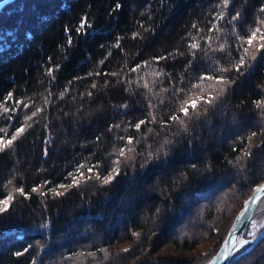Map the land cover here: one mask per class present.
<instances>
[{
    "label": "trees",
    "instance_id": "16d2710c",
    "mask_svg": "<svg viewBox=\"0 0 264 264\" xmlns=\"http://www.w3.org/2000/svg\"><path fill=\"white\" fill-rule=\"evenodd\" d=\"M262 6L264 0H230L227 7L221 0H16L1 9L0 128L7 139L22 124L31 127L0 152V197L14 195L0 214V264H201L209 258L264 178V108L256 106L264 100L262 54L251 48L245 59L252 67L224 74L234 82L207 114L193 115L183 127L161 121L178 106L174 88L187 90L210 67L238 62L237 37L246 38L257 18L264 19ZM220 12L224 18L217 20ZM82 19L89 26L77 33ZM188 33L198 38V49L189 48ZM161 56L167 58L153 59ZM137 64L138 71H129ZM16 100L29 108L12 111ZM36 108L42 111L26 121ZM150 111L155 123L137 130ZM129 136L135 152L125 162L118 150L129 147ZM165 137L171 143L161 151ZM149 152L153 159L141 167ZM118 158L120 175L103 184ZM97 162L101 179L87 171ZM82 163L85 181L54 196ZM21 187L27 198L15 193ZM204 238L205 250L188 251ZM231 264H264V238Z\"/></svg>",
    "mask_w": 264,
    "mask_h": 264
},
{
    "label": "snow or ice",
    "instance_id": "6c2138e0",
    "mask_svg": "<svg viewBox=\"0 0 264 264\" xmlns=\"http://www.w3.org/2000/svg\"><path fill=\"white\" fill-rule=\"evenodd\" d=\"M230 0H221V4L224 7H227L229 4ZM261 12H264V6L261 7ZM240 13H237L236 16L232 17V21H235L239 18ZM224 18V12H220L217 16L216 19L217 20H222ZM231 23V22H230ZM88 23L86 20L82 19L80 26L78 28H76V32L80 33L83 32L84 29H86L88 27ZM193 29H197V25L194 23L192 25ZM216 28V25L213 24L211 28L208 29V31H213ZM201 30L197 29V32L199 33ZM249 32L250 34L247 35L246 38L244 37H237V39H239L241 41V49L243 54L240 55L238 62H236L235 64H233L231 67L229 68H225V67H220L218 69H215V71L213 72L212 68H209L208 72H205L204 74H201L199 77H197V82L192 84L190 88H188L187 90H185L183 87L180 88H174L173 89V93L176 96V103H177V107L175 109V111L168 117L167 120L161 121V125L162 126H166L169 124V122L173 123V124H180L182 127L185 125V121L186 120H190L192 118L193 115L196 116H200V115H205L207 114V112L209 111V108L212 107L214 105V103L219 99L220 96H222L227 90L228 87L234 82L232 80H230L228 78L227 75H224L226 73H230L232 71H235V73L237 75H242V69L245 68V66L247 65V61L245 59V57L248 56L249 54V50L251 48L255 49V52L258 54H262L261 58L264 59V19H260L257 18V26L253 29V28H249ZM138 34L137 33H133V37L135 38ZM188 37L189 39L192 41L189 44V48L190 49H198L200 47V44L198 42V38L192 36L191 33H188ZM200 39H203V37H199ZM119 40L120 38H117L116 41V45H119ZM69 43H71V38L69 37ZM247 45V47H244V45ZM224 48V45L220 46V50L222 51ZM170 56L172 55L171 53L169 54ZM167 57H153L154 60H162V59H166ZM252 60L256 59V55H253L251 57ZM104 61H101L100 63H103ZM145 64H147L148 62H144ZM192 63V61H189V65ZM247 67H252V65H247ZM141 68L140 64H137L134 68L129 69V71L135 72L138 71ZM52 69H49V72H51ZM215 73H220L215 74ZM162 72H155L156 76H160L162 75ZM96 75H99V73H96ZM110 75H117V73H110ZM219 86V87H218ZM93 88L96 87L95 84L92 85ZM145 88H148V84L145 83L144 84ZM125 91H127V89H125ZM151 91V90H150ZM199 93V94H198ZM215 93V94H213ZM89 95H91V93H88ZM61 95H63V93H61ZM183 96V99H180V97ZM13 94L11 92H9L7 94V96L4 97V102L7 103L8 101L12 100ZM161 103H163V101H161ZM24 108H29V105L26 103H23L20 100H16L14 102L13 108L11 109L12 111H15L16 106L21 105ZM201 105H203L204 107L201 108ZM256 106L258 108H264V100H260V101H256ZM120 107L126 108L127 104L121 105ZM153 107H155L154 105H152L151 103H149V110H151ZM9 108L8 107H3V112L4 113H8L9 112ZM42 111L41 108H36L35 111H33L31 113V116H26L25 120H32L33 117H36L40 112ZM150 115V119H141L138 123H136L134 125V127L139 130L141 128L142 125H144L145 123H155L156 120V116L154 114L151 113V111L149 112ZM9 120L12 119L11 116L8 117ZM31 127L30 124H22L20 127H17L15 129V132L11 134L10 138H5L8 135L7 129L6 128H0V133H3V135H0V152L4 151L5 149L11 147L13 145V143L29 128ZM115 127H119V125H115ZM186 130V128L184 129ZM153 131L152 129H149V132ZM253 136L256 135L255 132L252 133ZM120 139H124V137H120ZM169 143H171V141L169 139H167V137L164 138L163 140V144L160 145V150L163 151L164 147L166 145H168ZM127 144L129 145V147H121L118 150V155L119 157H124L125 158V162L127 161L128 157L126 156V153H132L135 152V144L133 141V138L131 136H129L127 138ZM151 147V146H149ZM235 150V149H234ZM244 156L246 157H250L252 155V153L250 151H246L243 153ZM153 159V154L151 152L148 153V158L144 161V164L141 165V167H144L145 165H147L151 160ZM239 159V158H238ZM113 163L116 165V167L112 168L111 173L103 178L102 183L103 184H110L112 183L115 178L117 176L120 175L121 172V168H120V164H121V160L118 158L116 160L113 161ZM85 167V164H80L77 166V168L75 169V172H68V177L71 178L72 183L65 186L63 183L58 185V187L60 188H64L65 191H54L52 192V194L54 196H64L67 192L68 189L72 188V187H78L81 183H83L86 179L85 177V173L83 171H81L82 168ZM99 168V162H97L96 164H93L91 166L87 167V171L88 173H92L95 175L96 179H101L100 174L98 171H95V169ZM10 183V181H9ZM45 184L48 183V181L44 182ZM15 193H19L21 195H24L25 198H27V193L24 192V189L21 188H16ZM33 192H37L39 191L38 187H33L32 189ZM254 195L251 196L248 200H246L244 202V209L241 212V216H245L247 213H249L250 211H252L254 209V206L257 204L258 201L260 202H264V196L261 195V193H264V184L262 185H257L255 188L252 189ZM41 195H45V193L40 192ZM14 201V195L13 193H8L4 198L0 199V214L5 213L9 210V208L11 207L12 202ZM157 212H159V209L157 210ZM254 224H256L255 221H253ZM258 229H264V224H257L256 225ZM43 227H47V225H43ZM134 235H138L135 234ZM251 235L253 236V238L255 239L257 236H259L260 238H264V231H258V232H254L251 233ZM249 243V241L247 240H237L236 243L232 246V251H235L236 248L238 246H242V245H247ZM28 249H24V252H27ZM103 251V250H101ZM124 252L129 251V249L125 248L123 249ZM23 253L17 252L16 255L20 256ZM89 255H95V253H89ZM220 254H218L219 258ZM107 259V256L105 257Z\"/></svg>",
    "mask_w": 264,
    "mask_h": 264
},
{
    "label": "water",
    "instance_id": "95a60500",
    "mask_svg": "<svg viewBox=\"0 0 264 264\" xmlns=\"http://www.w3.org/2000/svg\"><path fill=\"white\" fill-rule=\"evenodd\" d=\"M15 1L16 0H0V10ZM262 184H264V178L258 181L253 188H255L257 185ZM262 194L263 193H261V195ZM253 195L254 193L251 190L245 196L242 204L234 213L217 249L209 258H207L201 264H231L234 260L241 256L246 250L251 248L260 239L259 236L254 239L251 234H246L247 225L250 219L255 215L258 209L259 201L254 206V209L252 211H250L243 217L240 215L242 210L244 209V202ZM258 231H264V229H257L255 232ZM240 239L247 240L249 241V243L247 245L238 246L235 251H232V246L236 243L237 240ZM218 254H220L219 258H217Z\"/></svg>",
    "mask_w": 264,
    "mask_h": 264
},
{
    "label": "rangeland",
    "instance_id": "374dc122",
    "mask_svg": "<svg viewBox=\"0 0 264 264\" xmlns=\"http://www.w3.org/2000/svg\"><path fill=\"white\" fill-rule=\"evenodd\" d=\"M64 184L66 185V183L64 182H60L55 186V189H62L60 187H58V185L60 184ZM5 196L0 197V199L4 198ZM253 221L256 222V224L253 223ZM264 223V215L263 213L259 212L257 214H255L249 221L248 225H247V230H246V234H251L253 232H255L258 228H257V224H263ZM209 245V239L208 238H204L202 240H200L199 242H197L195 245H193L188 251L189 252H196L197 250L201 249V250H205ZM161 250H166L167 249V244H162Z\"/></svg>",
    "mask_w": 264,
    "mask_h": 264
},
{
    "label": "bare ground",
    "instance_id": "6f19581e",
    "mask_svg": "<svg viewBox=\"0 0 264 264\" xmlns=\"http://www.w3.org/2000/svg\"><path fill=\"white\" fill-rule=\"evenodd\" d=\"M262 196H264V193L262 194ZM259 212L263 213L264 215V202H260V201L258 202V209L255 214Z\"/></svg>",
    "mask_w": 264,
    "mask_h": 264
}]
</instances>
